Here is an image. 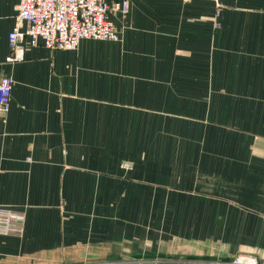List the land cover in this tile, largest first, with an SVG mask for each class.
Segmentation results:
<instances>
[{
  "label": "crops",
  "instance_id": "0c3cea01",
  "mask_svg": "<svg viewBox=\"0 0 264 264\" xmlns=\"http://www.w3.org/2000/svg\"><path fill=\"white\" fill-rule=\"evenodd\" d=\"M106 1L119 40L11 65L0 0V264H264V0Z\"/></svg>",
  "mask_w": 264,
  "mask_h": 264
},
{
  "label": "built area",
  "instance_id": "2783aa9c",
  "mask_svg": "<svg viewBox=\"0 0 264 264\" xmlns=\"http://www.w3.org/2000/svg\"><path fill=\"white\" fill-rule=\"evenodd\" d=\"M220 7L221 0H209ZM126 13L127 2L110 5L106 0H17L14 26L8 34V64L24 61L28 47L42 45L54 51H73L83 40L117 41L119 31L110 12ZM12 79L0 78V116L10 108ZM24 215L0 206V236L21 235ZM219 264H260L255 257L239 255Z\"/></svg>",
  "mask_w": 264,
  "mask_h": 264
},
{
  "label": "rangeland",
  "instance_id": "374dc122",
  "mask_svg": "<svg viewBox=\"0 0 264 264\" xmlns=\"http://www.w3.org/2000/svg\"><path fill=\"white\" fill-rule=\"evenodd\" d=\"M220 6H221V1H220ZM121 168L124 169L125 171H129V170L132 169V165H131L130 162L125 161V162H123V163L121 164ZM236 257H237V256H236ZM236 257H234V258H236ZM234 258H233V259H234Z\"/></svg>",
  "mask_w": 264,
  "mask_h": 264
}]
</instances>
